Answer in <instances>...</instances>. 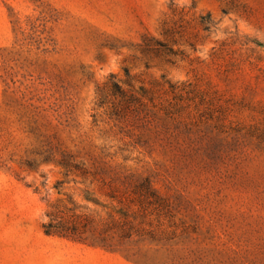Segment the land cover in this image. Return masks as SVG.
<instances>
[{
	"label": "rangeland",
	"instance_id": "obj_1",
	"mask_svg": "<svg viewBox=\"0 0 264 264\" xmlns=\"http://www.w3.org/2000/svg\"><path fill=\"white\" fill-rule=\"evenodd\" d=\"M0 264H264V0H0Z\"/></svg>",
	"mask_w": 264,
	"mask_h": 264
},
{
	"label": "trees",
	"instance_id": "obj_2",
	"mask_svg": "<svg viewBox=\"0 0 264 264\" xmlns=\"http://www.w3.org/2000/svg\"><path fill=\"white\" fill-rule=\"evenodd\" d=\"M45 227V232L47 234H58V235H68V233L72 232L75 233V228L60 224L56 225L53 224L52 222H49L48 224L44 225Z\"/></svg>",
	"mask_w": 264,
	"mask_h": 264
}]
</instances>
